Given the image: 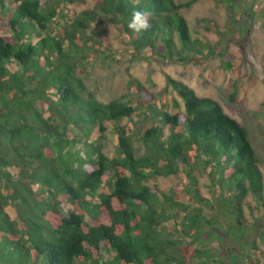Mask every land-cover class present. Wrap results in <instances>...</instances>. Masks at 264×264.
Returning a JSON list of instances; mask_svg holds the SVG:
<instances>
[{"label": "trees", "instance_id": "1", "mask_svg": "<svg viewBox=\"0 0 264 264\" xmlns=\"http://www.w3.org/2000/svg\"><path fill=\"white\" fill-rule=\"evenodd\" d=\"M199 1L98 0L58 34L54 27L65 9L85 0H0V264H191L182 240L171 236L206 243L218 219L228 224L233 245L221 264H256L247 249L264 264L246 213L254 210L250 198L264 209L262 160L248 128L219 101L172 77L168 86L185 111L170 112L169 90L159 101L136 80L140 105L158 125L143 134L142 157L128 131L115 127L120 155L111 159L102 150L108 124L133 120L139 107L99 101L75 74L79 60L94 50L117 54L106 34L92 46L87 40V31L105 17L121 26L134 58L189 63L201 50L183 10ZM134 9L152 13L148 31L128 28ZM198 166L220 187L216 212L222 215L211 219L203 215L211 202L192 175ZM177 175L201 205L164 226L169 209L183 204L161 197L152 180ZM259 237L264 242V231ZM194 252L192 259H209L203 249Z\"/></svg>", "mask_w": 264, "mask_h": 264}, {"label": "rangeland", "instance_id": "2", "mask_svg": "<svg viewBox=\"0 0 264 264\" xmlns=\"http://www.w3.org/2000/svg\"><path fill=\"white\" fill-rule=\"evenodd\" d=\"M85 1V4L69 5L68 10L65 9L64 21L54 27L58 34L63 33V26L69 27L83 12L94 9L98 0ZM183 14L189 21L193 37L199 40L201 50L200 54L186 64L170 59H148L145 55L134 58L123 37L121 26L111 23L106 17L98 19L87 31V40L91 46L94 45V39L103 41V34H106L113 49L118 52L110 54L106 47L90 52L87 58L79 60L75 74L84 80L99 101L108 104L120 99L139 107V115L133 120L124 119L116 124H108V133L102 140L103 152L111 159L119 157L118 137L113 132L118 127L128 131L135 145L136 156L142 157L143 134L158 125L150 113L141 107L140 93L134 81L138 80L159 101L163 98V92L169 90L166 98L170 112L185 111L178 94L168 86V77H172L188 85L199 96L219 101L229 115L248 128L253 145L262 160L264 175V0H200L184 9ZM3 34L0 32V35ZM231 95H235L234 100ZM202 171L203 167L198 166L192 175L197 179L202 195L211 202V206H203V215L211 219L212 214L222 215L216 212V208H219L217 200L221 195L220 187H214L211 178ZM152 181L158 185L161 197L163 194L173 196L183 204V207H175V211L169 209V214L173 213L164 226L182 222L184 215L196 214V209L201 204L187 193L191 190L187 191L189 184L185 177H159ZM215 188L217 192H214ZM249 201L254 208L246 210L253 229L252 237L258 239L259 246L264 250V242L259 237V233L264 231V209H256V202L251 198ZM215 204L217 207L213 206ZM61 207L69 216L71 208L67 204ZM182 208H187V211L181 210ZM218 220L220 222L216 227L215 237L206 243L201 240L193 241L181 233L171 236V239L182 240L179 247H183L189 254L191 264H202L203 260L208 259H192L194 249L197 248L207 252L208 264H221L227 260L228 252L233 246L229 226L224 221L222 223V219ZM203 226L209 229L208 225ZM233 232L238 233L236 230ZM247 252L256 264L260 263L257 260L258 254L250 249Z\"/></svg>", "mask_w": 264, "mask_h": 264}, {"label": "clouds", "instance_id": "3", "mask_svg": "<svg viewBox=\"0 0 264 264\" xmlns=\"http://www.w3.org/2000/svg\"><path fill=\"white\" fill-rule=\"evenodd\" d=\"M152 13L146 9H134L131 20L128 22V28L137 34L146 32L150 29L149 17Z\"/></svg>", "mask_w": 264, "mask_h": 264}]
</instances>
